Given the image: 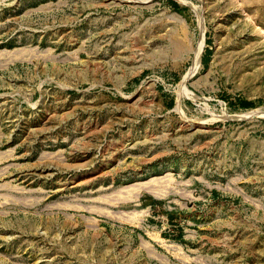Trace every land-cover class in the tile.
<instances>
[{
	"label": "rangeland",
	"instance_id": "obj_1",
	"mask_svg": "<svg viewBox=\"0 0 264 264\" xmlns=\"http://www.w3.org/2000/svg\"><path fill=\"white\" fill-rule=\"evenodd\" d=\"M0 264H264V0H0Z\"/></svg>",
	"mask_w": 264,
	"mask_h": 264
},
{
	"label": "bare ground",
	"instance_id": "obj_2",
	"mask_svg": "<svg viewBox=\"0 0 264 264\" xmlns=\"http://www.w3.org/2000/svg\"><path fill=\"white\" fill-rule=\"evenodd\" d=\"M201 43V42H200ZM202 44V43H201ZM200 49V48H199ZM199 58H200V52H197L196 55H195V63H196V66H199Z\"/></svg>",
	"mask_w": 264,
	"mask_h": 264
},
{
	"label": "trees",
	"instance_id": "obj_3",
	"mask_svg": "<svg viewBox=\"0 0 264 264\" xmlns=\"http://www.w3.org/2000/svg\"><path fill=\"white\" fill-rule=\"evenodd\" d=\"M172 4H173V6H176L175 3H172ZM242 106H243V107H248V106H250V103H242Z\"/></svg>",
	"mask_w": 264,
	"mask_h": 264
}]
</instances>
